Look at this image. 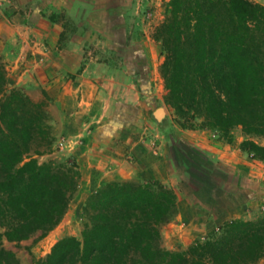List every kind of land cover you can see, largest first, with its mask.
Wrapping results in <instances>:
<instances>
[{"label": "rangeland", "instance_id": "1", "mask_svg": "<svg viewBox=\"0 0 264 264\" xmlns=\"http://www.w3.org/2000/svg\"><path fill=\"white\" fill-rule=\"evenodd\" d=\"M168 1L5 0L0 5L7 91L19 89L44 102L55 138L52 153L36 158L70 161L79 171L76 192L57 227L40 240L3 243L19 264L45 259L64 237L80 239L86 199L110 181H156L175 193L176 214L160 230L161 246L169 251L203 241L224 222L264 215V158L240 150V129L233 130L229 143L198 121L182 127L184 121L164 103L163 50L152 35ZM48 41L54 55L62 53L73 69L54 68ZM81 74L84 86L75 92ZM58 92L65 97L58 100ZM81 95L88 103L78 105ZM158 107L166 111L162 125L152 118ZM93 135L104 140L97 143ZM254 141L264 146V140ZM188 165H200L210 177Z\"/></svg>", "mask_w": 264, "mask_h": 264}, {"label": "trees", "instance_id": "2", "mask_svg": "<svg viewBox=\"0 0 264 264\" xmlns=\"http://www.w3.org/2000/svg\"><path fill=\"white\" fill-rule=\"evenodd\" d=\"M152 38L162 47L164 103L227 142L239 128L240 150L264 158V6L253 0H169ZM0 62V264H19L4 242L44 238L76 192L77 166L36 157L55 138L44 102L7 91ZM207 178L200 165L187 169ZM177 210L160 182L110 181L85 201L81 238L58 240L35 264H256L264 258V215L234 219L181 251L161 246V227Z\"/></svg>", "mask_w": 264, "mask_h": 264}, {"label": "crops", "instance_id": "3", "mask_svg": "<svg viewBox=\"0 0 264 264\" xmlns=\"http://www.w3.org/2000/svg\"><path fill=\"white\" fill-rule=\"evenodd\" d=\"M254 1H256V2H258V3H260V1L261 0H254ZM6 2H5V0H0V5H2V4H5ZM261 5H263L264 6V4L263 3H260ZM49 42V45H50V49H52V52H51V55H52V57H54V59H56L55 61L57 62V63H55L53 66H54V68L57 70V69H73V67H71V64H69L68 62L65 64V59L63 58V56H62V53H59L58 55H54V52H53V45H52V41H48ZM21 68V67H20ZM85 69H87V68H84V72H81V73H86V71H85ZM57 73V72H56ZM84 74H81L80 76H77L76 77V81H75V83L76 82H78L80 79L79 78H84L83 76H84ZM55 82H59V79H56V81ZM71 85V80L70 81H68L67 82V84H66V87H64V88H67V87H69ZM84 86V82H81V81H79V83H78V85H77V88L75 89V92H77V91H80L81 92V90H80V87L81 86ZM58 87V86H57ZM57 89V88H56ZM59 90V89H58ZM131 90V87L128 89V91L129 92H131L130 91ZM65 97V95H62V94H59V92H58V100H60V99H62V98H64ZM81 98H80V102L78 103V105H82L83 103H88L87 102V100L85 101L84 100V98H83V96L81 95L80 96ZM63 101H61V103H62ZM67 102H65V104H66ZM153 113V112H152ZM94 136V135H93ZM96 136V135H95ZM94 136V138H96V139H98L97 140V143L98 142H101L102 140H104V138H102L100 135H97V137H95Z\"/></svg>", "mask_w": 264, "mask_h": 264}, {"label": "water", "instance_id": "4", "mask_svg": "<svg viewBox=\"0 0 264 264\" xmlns=\"http://www.w3.org/2000/svg\"><path fill=\"white\" fill-rule=\"evenodd\" d=\"M152 118L156 121L157 125H162L167 120L166 111L164 107L156 108L152 113Z\"/></svg>", "mask_w": 264, "mask_h": 264}]
</instances>
